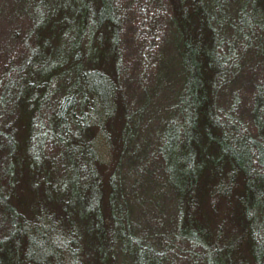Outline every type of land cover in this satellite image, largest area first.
Returning <instances> with one entry per match:
<instances>
[{
    "label": "trees",
    "instance_id": "16d2710c",
    "mask_svg": "<svg viewBox=\"0 0 264 264\" xmlns=\"http://www.w3.org/2000/svg\"><path fill=\"white\" fill-rule=\"evenodd\" d=\"M3 10L26 29L0 58V264H179L172 251L191 264H264V0ZM127 22L149 64L172 29L183 71L143 154L174 194L173 238L157 235L159 247L137 228L123 177L142 125L120 70Z\"/></svg>",
    "mask_w": 264,
    "mask_h": 264
},
{
    "label": "rangeland",
    "instance_id": "374dc122",
    "mask_svg": "<svg viewBox=\"0 0 264 264\" xmlns=\"http://www.w3.org/2000/svg\"><path fill=\"white\" fill-rule=\"evenodd\" d=\"M8 1L10 0H0V58L6 53L4 49L11 46V34L17 29L23 34L26 29L25 22L22 19H17L16 14L11 15L3 10V6L5 7ZM174 33L171 29L164 34L157 60L151 61L150 64V61L144 63L139 54L140 43L134 36V26L127 22L123 40L124 54L120 68L122 82L127 89L131 107L135 111L134 115L137 117L141 115L142 119L138 141L134 142L135 149L138 144L143 143L142 140L145 136L147 141L149 140L147 144H144L143 152H140L138 147L141 154L137 153L135 149H131L130 160H125L123 177L127 180L128 191L134 192V196H136L135 199H131V212L135 224L147 238L155 241L157 247H159L157 235L161 234L168 239L173 238L171 231L175 226L176 215L174 194L170 187L153 179L152 169L155 168L153 165V168L148 171V168H142V164L147 157L143 154L147 148L152 147L157 132L174 111V101L182 83V66L178 59L177 49L173 45ZM132 156L135 158L133 159ZM158 170L161 173V170ZM138 171L144 176L141 182L133 180L135 177H132ZM172 254L179 264H191L188 256H182L187 254L174 251Z\"/></svg>",
    "mask_w": 264,
    "mask_h": 264
}]
</instances>
